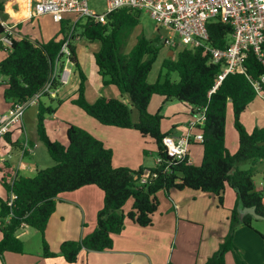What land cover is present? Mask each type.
Returning <instances> with one entry per match:
<instances>
[{
	"label": "trees",
	"instance_id": "obj_1",
	"mask_svg": "<svg viewBox=\"0 0 264 264\" xmlns=\"http://www.w3.org/2000/svg\"><path fill=\"white\" fill-rule=\"evenodd\" d=\"M4 2H0V22L4 16ZM140 13L119 10L110 14L105 25L85 20L77 23L78 37L88 44L98 42L99 51L93 53L94 64L103 87H115L129 99V105L117 99H98L89 104L84 98L86 78L79 69L75 48L68 44L69 61L79 73V87L71 104L103 127L136 131L142 138L151 139L157 147L161 162L150 170L136 172L112 167V153L89 133L69 126L66 132L68 146L51 142L44 129V119L55 114V108L39 104L36 134L54 163V166L37 171L33 178L16 177L11 185L3 180L7 192L15 196L11 208L0 201V258L4 253L22 254L23 245L16 238L17 231L26 226L36 231L41 239L42 257L54 258L44 234L50 217L54 214L58 196L73 193L85 187H95L103 193V207L96 216L94 232L80 241L64 242L59 256L67 264H76L81 251L105 252L113 246L112 238L120 235L129 222L139 228H150L158 211L157 194L170 191L192 190L208 194L223 205L222 194L228 186L236 195V202L229 218L226 237L218 250L205 264H225V257L235 250L233 239L239 228L253 230L257 222L250 216L240 219L243 208H255L264 217L262 193L253 184L254 167L264 162V129L248 134L240 123L241 116L256 100L250 80L264 77V67L250 54L244 65L245 75H229L213 91L221 66H214L209 55L202 50L181 49L175 61L165 60L163 69L177 77L160 79L154 85L147 78L158 55L156 41L137 39L134 47L124 54L130 32L138 25ZM68 23L60 22V40L48 43L31 42L27 38L13 40L6 57L0 62V79H6L3 99L6 103L25 102L37 95L48 83L58 91L61 86L54 68L59 52L70 31ZM208 44L213 49L224 50L230 42L232 29L217 22L208 24ZM4 30L0 24V36ZM264 51V50H263ZM153 97H160L164 104L173 101L190 108L195 115L205 109V123L196 132L202 135L203 159L199 167L177 163L168 159L162 139L168 135L160 131L164 118L160 110L151 115L148 107ZM49 99V98H48ZM53 103V102H52ZM61 102H56L58 107ZM233 115V126L238 134V150L230 155L224 145L227 108ZM137 112L133 123L131 110ZM142 155L145 157L146 152ZM249 162L250 168L239 171V164ZM149 172L146 183L141 177ZM132 201L131 210L125 214L124 206ZM7 221V223H5ZM264 241V233L260 234Z\"/></svg>",
	"mask_w": 264,
	"mask_h": 264
},
{
	"label": "crops",
	"instance_id": "obj_2",
	"mask_svg": "<svg viewBox=\"0 0 264 264\" xmlns=\"http://www.w3.org/2000/svg\"><path fill=\"white\" fill-rule=\"evenodd\" d=\"M9 3L14 6L15 12L9 15L11 20L7 23L2 22L13 28L14 40L27 38L31 42L38 43L60 40V22L68 23L67 27L71 28L76 19L73 15H65L60 22H56L49 15L29 19L24 0H9ZM4 4V15H6L9 13V8L6 3ZM35 21L37 29H33ZM73 41L81 42L82 39ZM87 46L89 54L85 57L84 52L80 51L78 58L76 57L81 72L86 78L84 91L86 102L93 104L98 99L104 98L117 99L129 105V99L125 94L120 93L115 87H103L101 84L93 60V53L99 51L100 44L87 43ZM5 57L6 53L0 51V62ZM59 67V65L55 66L54 75L59 74ZM6 81L0 79V114L7 112L12 106V103H6L3 99ZM79 83V73L76 68L71 67L67 84L56 91L54 97L45 98L44 102L39 101L44 107H55V114L44 119V129L49 140L67 147L66 132L69 126H74L89 133L111 151L114 169L124 168L136 172L140 169L154 168L157 157L152 163L146 161L148 154L151 157L157 153V147L151 139L142 138L136 131L103 127L71 104L76 98ZM57 101L61 102L58 107H56ZM256 101L240 118V123L248 134L255 129H264V105L260 100ZM39 104L33 106L37 111L33 112L30 119H25L26 112L32 107L28 108L23 116L22 125L14 128L0 142V201L2 202H7L10 196L4 187L5 178H8V184H11L16 177L29 178L25 175L31 169L28 161L31 158L36 159L38 147L35 143L29 142L27 128L32 123L33 127L36 126ZM155 104L162 105L164 100H158L154 102ZM148 112L153 115L150 107ZM186 112L187 115H183L180 121L168 126H163L162 121L161 133L173 138H181L188 134L194 115L190 113L189 108ZM137 120L138 117L133 115L132 122L136 123ZM49 126L55 128L56 139H52L49 135ZM190 134L196 136L198 133L193 129ZM24 142H27L31 153L21 157L20 147ZM224 145L230 155L237 153L238 134L233 126L230 106L226 112ZM188 150L190 164L199 167L203 159L201 144L191 142ZM143 151L146 152L145 157L142 155ZM250 166L249 162H245L239 164L237 169L246 171ZM253 184L256 192L262 193L264 206V162L254 167ZM156 197L159 207L150 228L143 229L126 222L123 232L112 238L113 246L110 251H81L76 264H205L227 235L229 218L236 202L235 193L226 186L222 194V206L218 205L217 199L213 196L188 189L180 192L170 191L167 195L160 192ZM132 204L133 202L129 201L126 203L125 214L131 210ZM102 207L103 193L95 187H85L58 196L55 212L50 217L44 234L48 248L55 257L43 258L39 234L22 226L16 233V238L23 245L22 254L4 253L0 258V264H67L59 256L61 244L80 241L91 235L96 228V216ZM263 233L264 228L256 229L254 226L253 230L239 228L233 239L235 250L226 255L225 264H264V241L260 237Z\"/></svg>",
	"mask_w": 264,
	"mask_h": 264
},
{
	"label": "built area",
	"instance_id": "obj_3",
	"mask_svg": "<svg viewBox=\"0 0 264 264\" xmlns=\"http://www.w3.org/2000/svg\"><path fill=\"white\" fill-rule=\"evenodd\" d=\"M88 1L24 0L29 19L49 15L56 22H60L65 15H73L76 18L55 64L60 66L59 74L54 76H57L61 87L67 84L73 66L69 61L68 44L72 39H80L75 35L76 24L82 20H91L94 24L105 25L110 14L123 9L147 14L160 29L165 31L166 36L160 39L163 46L189 51L202 50L208 54L212 65L222 67V73L218 76L213 91L227 76L245 75L244 65L250 54H253L264 67V0H106L103 14H97L90 9ZM213 22L232 29L230 42L224 50L213 49L208 44L207 26ZM0 24L4 30L0 36V51L6 53L14 40L13 28L2 21ZM250 84L256 99L264 105V77L250 80ZM54 93L48 83L31 99L15 103L7 112L0 114V142L14 128L22 125L23 116L28 108L37 106L42 99L54 97ZM205 112L206 110L203 109L194 115V120L189 125V132L185 136L181 138L166 136L162 139V147L168 159L190 165L188 148L191 142L199 144L203 142L201 134L192 136L190 132L203 127ZM30 153L27 142L22 143L21 157ZM160 162L157 159L156 165ZM149 175V172H146L141 177L140 183H146ZM14 200L15 196L10 193L6 206L11 208Z\"/></svg>",
	"mask_w": 264,
	"mask_h": 264
},
{
	"label": "rangeland",
	"instance_id": "obj_4",
	"mask_svg": "<svg viewBox=\"0 0 264 264\" xmlns=\"http://www.w3.org/2000/svg\"><path fill=\"white\" fill-rule=\"evenodd\" d=\"M0 2H4L6 3V5H8L9 13L1 17V21H4L7 23V21L11 20L9 15L15 12V8L13 5H11V3H9V0H0ZM88 5H89V8L94 10L97 14H103L105 12L106 0H89ZM83 22L84 20L80 21V24H83ZM33 29H37L36 21L33 25ZM75 31H76L75 35H79L81 33L79 28H76ZM165 36H166L165 31L160 29L157 26V24L153 20H151V18L147 14L140 13L138 17V25L130 32L127 38L126 45L123 51L124 54H127L134 47V45L137 42V39L140 37H143L147 41H156V47L158 48L159 52L152 66V70L150 74L148 75V78H147L148 85H154L159 79L162 82L164 81L166 77H168L171 81H174V82L177 81L176 75L167 73L163 69L162 65L165 60L175 61L177 53L181 50V48L171 49V48H167L163 46L160 39ZM72 46L75 48V53H76L77 58H78V54L80 53V51L84 52L85 57L89 54L87 43L84 40H82L81 42L73 41ZM83 64H84V61H83ZM79 69L81 70L80 66H79ZM43 100L45 99H42V101ZM158 100H162V98L153 97L150 102L149 107L153 115L156 114L160 110V115L164 118L162 122L163 126H168L171 123L178 122L184 117L183 115H187V112H186V110L188 109L187 106L181 105L175 101L171 103H167V104H162V105L160 104L154 105V102H157ZM35 111H37L36 107L30 108L25 114V119H28V118L30 119L33 112ZM133 115L138 117L137 112L134 109L131 110V120L133 118ZM48 132H49V135L52 137V139H56V130L53 126L48 127ZM27 137L30 143H35L38 147V149L36 150V154H37L36 159L31 158L28 161V163L31 165L30 166L31 169L25 174L27 177L33 178L37 171L49 169L54 166V163L50 159L44 145L39 141L37 134H36V126L33 127V123L29 124L27 128ZM156 157H157V153L156 154L154 153L153 156L151 157L148 154L146 161L152 163V160H155ZM129 202H132V201H129ZM125 208H126V205L123 208L124 212H125ZM253 226L256 229H262L264 228V222L263 221L254 222Z\"/></svg>",
	"mask_w": 264,
	"mask_h": 264
},
{
	"label": "water",
	"instance_id": "obj_5",
	"mask_svg": "<svg viewBox=\"0 0 264 264\" xmlns=\"http://www.w3.org/2000/svg\"><path fill=\"white\" fill-rule=\"evenodd\" d=\"M245 216H250L255 221H263L264 222V217H261L258 214H256L255 208H243L239 213V217H240V219H243Z\"/></svg>",
	"mask_w": 264,
	"mask_h": 264
}]
</instances>
